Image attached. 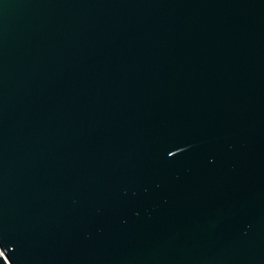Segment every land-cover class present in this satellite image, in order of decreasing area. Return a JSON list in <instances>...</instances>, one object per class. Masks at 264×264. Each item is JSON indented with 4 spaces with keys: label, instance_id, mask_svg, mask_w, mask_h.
Masks as SVG:
<instances>
[{
    "label": "water",
    "instance_id": "95a60500",
    "mask_svg": "<svg viewBox=\"0 0 264 264\" xmlns=\"http://www.w3.org/2000/svg\"><path fill=\"white\" fill-rule=\"evenodd\" d=\"M0 264H264V0H0Z\"/></svg>",
    "mask_w": 264,
    "mask_h": 264
}]
</instances>
